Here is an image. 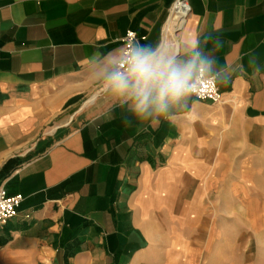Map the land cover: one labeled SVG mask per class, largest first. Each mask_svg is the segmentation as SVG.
<instances>
[{"label":"crops","instance_id":"crops-1","mask_svg":"<svg viewBox=\"0 0 264 264\" xmlns=\"http://www.w3.org/2000/svg\"><path fill=\"white\" fill-rule=\"evenodd\" d=\"M177 1L0 0V264H264V0H186L167 38ZM129 31L212 57L221 102L137 121L107 79Z\"/></svg>","mask_w":264,"mask_h":264},{"label":"clouds","instance_id":"clouds-1","mask_svg":"<svg viewBox=\"0 0 264 264\" xmlns=\"http://www.w3.org/2000/svg\"><path fill=\"white\" fill-rule=\"evenodd\" d=\"M221 41L216 42L220 47ZM213 58L193 45L186 61L147 47H136L108 74L112 92L128 103L134 118L144 124L173 120L174 110L198 92L196 77L211 70ZM258 70V69H257Z\"/></svg>","mask_w":264,"mask_h":264},{"label":"built area","instance_id":"built-area-1","mask_svg":"<svg viewBox=\"0 0 264 264\" xmlns=\"http://www.w3.org/2000/svg\"><path fill=\"white\" fill-rule=\"evenodd\" d=\"M182 5L183 8L190 14V6L186 0H178L175 5ZM174 5V6H175ZM170 15V13H169ZM141 39L138 35L129 31L122 39L123 49L122 55L116 66H122L124 63V58L130 53L134 48L141 47ZM115 66V67H116ZM196 82L198 85V92L192 94L197 100L212 102L213 104H218L221 102V94L217 87L216 77H208L205 73H199L196 77ZM24 198L21 195L10 197L4 187H0V230L7 225L9 221L14 219L18 214V209L23 203Z\"/></svg>","mask_w":264,"mask_h":264},{"label":"bare ground","instance_id":"bare-ground-1","mask_svg":"<svg viewBox=\"0 0 264 264\" xmlns=\"http://www.w3.org/2000/svg\"><path fill=\"white\" fill-rule=\"evenodd\" d=\"M187 16L188 13L182 5L177 4L171 9L166 25L167 38L172 37L174 39L177 37L178 32L182 30L186 23Z\"/></svg>","mask_w":264,"mask_h":264},{"label":"rangeland","instance_id":"rangeland-1","mask_svg":"<svg viewBox=\"0 0 264 264\" xmlns=\"http://www.w3.org/2000/svg\"><path fill=\"white\" fill-rule=\"evenodd\" d=\"M180 33H181V32H179V35H180ZM172 53H173V52H172ZM262 182H264V181H262Z\"/></svg>","mask_w":264,"mask_h":264}]
</instances>
